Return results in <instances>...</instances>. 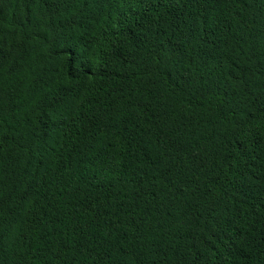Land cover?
Returning <instances> with one entry per match:
<instances>
[{"label":"trees","instance_id":"obj_1","mask_svg":"<svg viewBox=\"0 0 264 264\" xmlns=\"http://www.w3.org/2000/svg\"><path fill=\"white\" fill-rule=\"evenodd\" d=\"M0 264H264V0H0Z\"/></svg>","mask_w":264,"mask_h":264}]
</instances>
